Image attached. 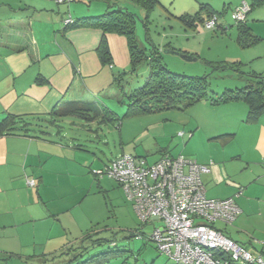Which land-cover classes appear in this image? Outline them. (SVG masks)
<instances>
[{
	"label": "crops",
	"instance_id": "obj_1",
	"mask_svg": "<svg viewBox=\"0 0 264 264\" xmlns=\"http://www.w3.org/2000/svg\"><path fill=\"white\" fill-rule=\"evenodd\" d=\"M83 1L58 4L51 0H0V121L8 114L33 120L50 117L62 102L97 101V96L113 91L112 74L130 66L127 39L117 33L106 34L113 66L103 64L97 51L103 35L100 29L65 30L63 26L67 15H97L107 8L104 0L91 1L88 6ZM252 1L243 0L233 7L243 2L250 6ZM120 3L133 7L125 0ZM203 4H208L211 12H218L210 2L200 6ZM260 7H264V1L250 13ZM137 35L139 38L138 28ZM202 102L205 123H198V129H207L211 140L236 147L222 160H218L216 151L199 155L201 160L190 158L210 169L201 175L207 197L236 198L242 191L236 200L241 212L234 222L243 232L249 216H264V113L256 121L246 122L249 107L243 101L219 105ZM223 134L233 136L227 141L216 138ZM40 135L0 136V237L10 243H0L3 253L26 257L63 247L62 215L72 213L84 202L77 197L85 188L70 172L77 165L72 163L80 145L53 138L51 133ZM209 157H213L211 163L207 162ZM230 160L236 165L228 166ZM31 179L36 182L34 186L28 183ZM73 185L79 194L76 200L69 193ZM245 247L254 254L261 250V245H253L254 250Z\"/></svg>",
	"mask_w": 264,
	"mask_h": 264
},
{
	"label": "rangeland",
	"instance_id": "obj_2",
	"mask_svg": "<svg viewBox=\"0 0 264 264\" xmlns=\"http://www.w3.org/2000/svg\"><path fill=\"white\" fill-rule=\"evenodd\" d=\"M99 1L92 0L91 3ZM242 1L159 0L151 13L147 31L143 23L142 10L137 5L130 10L138 15L140 42L148 49H151L153 44L159 47L164 64L172 72L187 76H208L209 93L217 97L226 90L243 89L255 84L258 80L256 75L264 76V39L246 47L237 42V23L232 14L236 9L233 6ZM204 2H210L215 6L218 10L216 14L219 23L223 25L216 29H207L202 21L198 20L197 26L193 27L180 19L183 12L195 14L201 8L200 3ZM82 3L88 6L90 2L85 0ZM260 8L249 13L247 21L255 34L264 37V7ZM226 9H229L227 13ZM103 12L105 9L98 14ZM202 12L206 17L207 11L204 9ZM226 26L228 27L225 28ZM147 35L150 41L147 40ZM126 70H129V67ZM149 72V66L143 64L136 75H128L127 92L144 85ZM116 93L117 87L114 86L110 94L97 96L96 100L115 113L119 120L88 122L79 117L67 116L57 122V126L48 127L53 138L79 144L80 148L84 149L76 150V158L73 159L76 162L72 165H77L72 166L70 172L73 171V178L76 177V181L85 189L82 195H79L74 185L69 188L71 199L76 200L74 197L79 195L77 199L83 198L84 202L79 208L74 207L72 213L62 215V227L65 232L63 244L65 246L75 242L92 228L98 232V236L113 240L115 244L111 241L105 242L90 250V254H86L84 258L108 251L109 257L101 264H177L167 254L161 253L156 243L150 239L154 226L161 223L157 221L142 223L124 189L107 173L100 172L111 166L112 160L124 153L146 157L149 162H155L165 152L175 157L183 155L201 160L202 157L199 155L213 154L216 151L222 154L216 156L218 160H222L235 150L236 146L211 140L207 137V129H198V123H205L206 113L202 110L205 102H198L185 109L171 108L127 115L128 105L120 103L115 97ZM58 130H61V136L57 134ZM181 132H184L183 136L180 135ZM224 145L226 148H223ZM212 160L213 157H209L207 162L211 163ZM236 163L233 160L227 162L228 166ZM239 196L234 198L235 201H239ZM216 225L227 236L244 246H250L251 249L253 245L262 247L264 216L258 214L249 216L244 224L247 230L243 232L238 229V222L226 225L218 221ZM136 229H140L138 232L142 231L146 236L132 237L131 233ZM8 242L7 238L0 237L2 246L10 245ZM61 248L50 252L57 256L52 264H71L68 263L70 254L59 255L60 252L55 254ZM7 254L0 252V264H37L29 257L40 256L43 253L24 256L26 258L24 262L16 255L7 257ZM52 254L47 253L48 256ZM47 264H51V261Z\"/></svg>",
	"mask_w": 264,
	"mask_h": 264
},
{
	"label": "trees",
	"instance_id": "obj_3",
	"mask_svg": "<svg viewBox=\"0 0 264 264\" xmlns=\"http://www.w3.org/2000/svg\"><path fill=\"white\" fill-rule=\"evenodd\" d=\"M52 1V0H51ZM76 1V0H75ZM73 1V2H75ZM92 0H89L91 2ZM107 3L105 12L95 16H81L74 18L71 14L63 20L65 30L75 28L91 27L100 29L103 32L99 47L97 49L99 57L103 64L112 65V58L107 33H117L127 39L128 48L130 52V66L129 70L122 69L121 71L112 74L113 83L117 87V97L120 103H127V115H137L143 113H151L164 109L171 108H189L201 101H209L212 105H219L227 102L243 101L246 102L249 110L245 119L246 122H254L260 115L264 113V76L256 75L258 80L255 84H250L243 89L226 90L221 95L213 97L209 93L208 76H187L178 74L169 70L163 62V56L159 47L153 44L151 49L142 44L137 35V19L138 15L130 10L129 6H123L120 0H104ZM127 4L138 6L143 13V23L146 31L149 30V23L151 13L154 11L159 0H125ZM264 0H253L250 4V9L247 11V16L250 11ZM58 3V2H56ZM72 3V2H71ZM69 4V3H58ZM207 11V16L202 15L203 10ZM216 15L211 12L208 4H203L198 12L195 14L184 13L180 19L188 26H197L196 22L205 21ZM247 16L244 21L237 22V42L245 46H251L260 40L264 39L262 36L255 34L250 26L247 24ZM218 27V26H217ZM216 29V28H215ZM147 40H149L147 35ZM146 64L149 66L150 72L144 85L132 89L127 92L129 81L127 76H134L137 74L139 68ZM235 64H240L235 62ZM75 116L84 119L88 122L93 121H108L114 122L119 120L115 113H112L106 106L100 104L99 101H66L60 105L55 106L50 117L27 119L24 116L13 114L6 115L0 121V136L1 135H31L41 137L40 134H50L48 127L50 125L57 126L62 117ZM58 130L57 132H60ZM33 132V133H32ZM34 133H39L38 135ZM233 134H223L216 138L223 141L229 140ZM125 154V153H124ZM168 154V153H164ZM163 154V155H164ZM123 155V154H121ZM117 156L115 159L120 157ZM112 160L113 161L115 160ZM109 167V166H108ZM105 173V170H102ZM103 173V174H104ZM144 223L143 221H141ZM156 222V221H154ZM152 223V222H149ZM140 229L133 231L131 236H138L144 238V232H138ZM141 233V234H140ZM151 237V236H150ZM151 239V238H150ZM115 244L113 240L98 236V232L94 229H88L85 234L75 242H70L63 246L59 251L55 252L59 255L70 254L68 263L71 264H95L103 262L109 257L108 251L100 252L94 255H88L84 258L90 250L101 246L105 242ZM262 252V250H260ZM52 254V253H49ZM90 254V253H89ZM11 255V256H10ZM16 255L22 261H26L16 253H8L7 257ZM53 255V257H51ZM48 256L47 253L40 256L29 257V259L36 261L37 264H47L57 258L52 254ZM28 258V257H27ZM18 259V258H17ZM23 261V262H24Z\"/></svg>",
	"mask_w": 264,
	"mask_h": 264
},
{
	"label": "built area",
	"instance_id": "obj_4",
	"mask_svg": "<svg viewBox=\"0 0 264 264\" xmlns=\"http://www.w3.org/2000/svg\"><path fill=\"white\" fill-rule=\"evenodd\" d=\"M249 9L243 2L232 17L236 22L244 21ZM217 26L218 15L205 21L207 29ZM209 170L207 165L183 155L164 154L149 162L146 157L123 154L105 173L124 189L141 221L161 223L154 226L150 238L177 264H264V242L262 252L254 254L216 226L218 221L232 224L241 209L233 197H207L201 175ZM28 183L36 184L34 179Z\"/></svg>",
	"mask_w": 264,
	"mask_h": 264
},
{
	"label": "water",
	"instance_id": "obj_5",
	"mask_svg": "<svg viewBox=\"0 0 264 264\" xmlns=\"http://www.w3.org/2000/svg\"><path fill=\"white\" fill-rule=\"evenodd\" d=\"M190 58H192V57H190Z\"/></svg>",
	"mask_w": 264,
	"mask_h": 264
}]
</instances>
